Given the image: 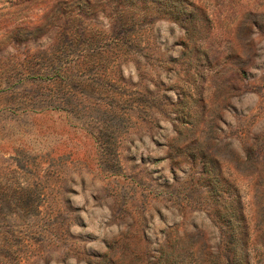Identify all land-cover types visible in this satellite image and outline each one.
<instances>
[{"label":"rangeland","instance_id":"1","mask_svg":"<svg viewBox=\"0 0 264 264\" xmlns=\"http://www.w3.org/2000/svg\"><path fill=\"white\" fill-rule=\"evenodd\" d=\"M0 264H264V0H0Z\"/></svg>","mask_w":264,"mask_h":264}]
</instances>
